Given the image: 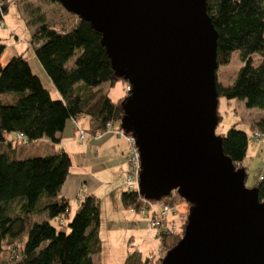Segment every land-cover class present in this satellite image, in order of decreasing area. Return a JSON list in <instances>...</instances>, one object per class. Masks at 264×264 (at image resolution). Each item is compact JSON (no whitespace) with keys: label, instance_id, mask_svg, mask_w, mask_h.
<instances>
[{"label":"trees","instance_id":"trees-1","mask_svg":"<svg viewBox=\"0 0 264 264\" xmlns=\"http://www.w3.org/2000/svg\"><path fill=\"white\" fill-rule=\"evenodd\" d=\"M0 3L3 15L7 4L5 0ZM230 3L235 4L232 10L227 6ZM67 13L72 18L67 23L51 24L42 15L27 21L33 27L29 45L58 97L50 95L23 53L0 65V264L4 257L5 264H98L91 258L100 250L97 198L92 193L84 195L68 218L69 204L60 194L70 172L69 154L55 149L18 157L16 143L24 144L15 136L7 137L22 133L27 144L43 137L58 143L66 122L83 116L89 120L86 130L90 136L104 132L108 122L119 125L120 100L126 94L112 100L100 85L126 81L114 76L99 42L100 33L89 22ZM206 13L216 31L217 66L226 64L233 51L241 61L230 83L216 80L217 96L264 109V0H206ZM4 46L0 42V53ZM254 54L259 55L256 64L252 63ZM257 124L264 126V116ZM76 125L80 124H73V129ZM221 136L223 152L235 167H241L249 137L235 127ZM256 186L259 200L264 201V175ZM170 195L181 199L174 191ZM120 200L125 207L140 205L134 190L123 189ZM36 215L42 217L32 219ZM181 215L180 234L186 210ZM180 234H160V248H171ZM160 259L130 252L123 264H159Z\"/></svg>","mask_w":264,"mask_h":264},{"label":"water","instance_id":"water-1","mask_svg":"<svg viewBox=\"0 0 264 264\" xmlns=\"http://www.w3.org/2000/svg\"><path fill=\"white\" fill-rule=\"evenodd\" d=\"M100 33L116 78L129 85L119 127L139 157L138 193L176 192L182 235L159 264H264V201L222 150L216 31L206 0H58Z\"/></svg>","mask_w":264,"mask_h":264},{"label":"rangeland","instance_id":"rangeland-1","mask_svg":"<svg viewBox=\"0 0 264 264\" xmlns=\"http://www.w3.org/2000/svg\"><path fill=\"white\" fill-rule=\"evenodd\" d=\"M5 1L7 8L0 19V42L5 45L0 53V65H4L11 56L22 52L33 72L39 74L42 84L52 94L53 89L49 85V78L35 57L31 45H29L33 27L27 21L36 15H42L51 24H62L70 22L71 16L59 2H50L49 0ZM234 5L233 3L227 4L230 10L235 7ZM258 61L259 55L254 54L252 63L256 64ZM240 65L238 52L233 51L226 64L217 66L216 80L221 84L230 83ZM126 85L127 82L125 84L124 81L118 79L112 84L102 83L100 89L108 93L112 100H117L127 94ZM217 111L219 118L215 126L216 135L224 134L230 127L243 130L248 137L254 130H264V126L257 124L264 116V109L246 107L242 100L236 98L227 100L219 96ZM80 118L81 122L78 121L84 130V138L78 139L77 128L73 129L72 121L68 120L62 130L60 142L53 147L54 149H64L69 154L71 159L70 171L86 178L83 191L91 188L89 191H92L98 200L99 219L96 233L101 250L93 257L94 261L100 259L104 263L120 264L127 251L138 252L141 258L155 255L161 246L160 235L159 237L155 236L151 232L152 229L150 230L148 227L147 221L138 213L129 211L120 200V192L124 189L122 180L128 167L127 142L122 135H117L112 131L110 136L112 143L98 139L101 134L107 131L96 136H90L84 128V123H82L84 117ZM114 144L115 146H113ZM40 146L42 143L35 141L24 146L16 143L17 149L22 151ZM44 151L41 150L37 153H45ZM240 166L245 169V186H256L259 178L264 175V137L248 140L246 153ZM92 178L95 179L94 184L90 182ZM181 199L173 198L170 195L167 196L166 200L173 202L178 211L185 212L186 210L187 213L188 204ZM68 207V218H70L78 206L77 203L71 201ZM41 217V215H36L32 219H40ZM181 218L184 219V216L181 215L180 217L179 215L178 234H180ZM51 223L56 225L54 220H51ZM164 252L165 250L161 247V251L156 256L162 257ZM4 254L7 256L6 252ZM2 258L3 255H1L0 260ZM5 258L4 260L7 262L8 260ZM5 261H2V264H5Z\"/></svg>","mask_w":264,"mask_h":264},{"label":"built area","instance_id":"built-area-1","mask_svg":"<svg viewBox=\"0 0 264 264\" xmlns=\"http://www.w3.org/2000/svg\"><path fill=\"white\" fill-rule=\"evenodd\" d=\"M1 6V3H0ZM1 17L2 13L0 12ZM126 90L128 92L129 85H126ZM105 131L114 132L117 135H122L127 142L129 158H128V167L125 171L122 184L124 185L125 190H134L137 192L140 198V205L137 208L133 206H129L128 209L130 211H134L138 213L140 217L147 221L148 227L152 229L155 233V236L159 237L162 233H173L177 232L178 219L180 215V211L177 210L176 206L173 202H170L166 199L148 200L143 198L138 193V173H139V157L137 153V149L134 145L133 138L130 135H126L120 129L118 124H114L112 122L106 123ZM78 131V139L82 140L84 138V130L80 127V125H76ZM16 139L21 141L22 144H27V139L24 137L22 133H17L15 135ZM259 137H264V130H254L249 137L252 139H257ZM177 212V213H176ZM179 212V214H178ZM161 251L159 247L158 253ZM157 253V255H158Z\"/></svg>","mask_w":264,"mask_h":264},{"label":"crops","instance_id":"crops-1","mask_svg":"<svg viewBox=\"0 0 264 264\" xmlns=\"http://www.w3.org/2000/svg\"><path fill=\"white\" fill-rule=\"evenodd\" d=\"M22 53V52H21ZM19 54V53H18ZM24 56V55H23ZM32 69V68H31ZM36 74L39 76V74L36 72ZM40 77V76H39ZM49 80V85L51 86V89H53V92H52V94L50 93V95L52 96V97H58L59 95H58V93H57V91L55 90V88H54V86L52 85V83L50 82V79H48ZM84 118H82V123H84V128H88L89 127V120H88V118L87 117H85V116H83ZM81 118H79V119H77L76 121H72L71 123L72 124H75V123H77V124H80L79 123V121L81 122V120H80ZM79 120V121H78ZM111 133L112 132H106V133H104V134H101V133H98V134H96V135H99V134H101V136L98 138V139H102L101 141H107V142H113L112 140H110V136H111ZM96 135H94V136H96ZM15 135H14V133H10V134H8L7 135V137L8 138H12V137H14ZM61 137H62V132H61ZM98 139H96V140H98ZM125 140V139H124ZM35 142H40V143H42V146H40V147H35V148H32L31 150H30V148L29 149H27V150H24V151H22V150H20V149H18L17 150V152H16V154L18 155V157H21V156H27V155H32V154H35V153H37V152H39V151H41V150H45L44 152H46V151H49V150H55L54 149V145L55 144H58V143H51L47 138H41V139H39V140H36ZM113 146H115V144L113 145ZM112 147V146H111ZM127 147H128V145H127ZM128 149V148H127ZM84 176H82V175H79V174H73L71 171L69 172V174H68V176L66 177V179H65V181H64V183L62 184V187H61V190H60V194L61 195H63L64 197H65V199L68 201V204H69V202H71V201H74V203H77V206H78V203H79V201L82 199V197L84 196V195H86V194H88V193H92V191H89V190H91V188H89V189H85L86 191H83L84 190V183H85V180H86V178L84 177ZM92 184H94L95 183V179L94 178H92L91 179V181H90ZM93 186V185H92ZM93 194V193H92ZM181 207V206H180ZM128 208V207H127ZM129 210V209H128ZM130 211V210H129ZM68 212H69V207H68ZM151 230V229H150ZM151 232H153L154 233V231L153 230H151ZM154 235H155V233H154ZM100 248H101V246H100ZM101 250V249H100ZM99 252V251H98ZM97 252V253H98ZM130 253V251H127V253L125 254V256L122 258V261H121V263L120 264H123L124 263V261L126 260V258H127V256H128V254ZM138 253V252H137ZM158 253V252H157ZM157 253L154 255V256H156L157 255ZM96 254V253H95ZM95 254H93V255H91V258H92V260L94 261V259H93V257L95 256ZM95 262V261H94ZM96 263H98V264H109V263H104V262H102L100 259H98V260H96ZM110 264H112V263H110Z\"/></svg>","mask_w":264,"mask_h":264}]
</instances>
